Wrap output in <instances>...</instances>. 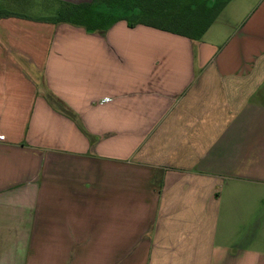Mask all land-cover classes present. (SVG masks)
<instances>
[{
  "label": "crops",
  "instance_id": "0c3cea01",
  "mask_svg": "<svg viewBox=\"0 0 264 264\" xmlns=\"http://www.w3.org/2000/svg\"><path fill=\"white\" fill-rule=\"evenodd\" d=\"M12 13L0 264H264V0H231L199 41Z\"/></svg>",
  "mask_w": 264,
  "mask_h": 264
},
{
  "label": "trees",
  "instance_id": "16d2710c",
  "mask_svg": "<svg viewBox=\"0 0 264 264\" xmlns=\"http://www.w3.org/2000/svg\"><path fill=\"white\" fill-rule=\"evenodd\" d=\"M231 0H93L88 4L59 2L55 16L31 19L40 23L69 24L87 33L104 35L115 23L130 28L144 25L199 41ZM17 17L0 8V20ZM50 105L77 121V116L60 99L48 92Z\"/></svg>",
  "mask_w": 264,
  "mask_h": 264
},
{
  "label": "rangeland",
  "instance_id": "374dc122",
  "mask_svg": "<svg viewBox=\"0 0 264 264\" xmlns=\"http://www.w3.org/2000/svg\"><path fill=\"white\" fill-rule=\"evenodd\" d=\"M0 8L32 18L55 16L59 9L55 3L36 0H0Z\"/></svg>",
  "mask_w": 264,
  "mask_h": 264
}]
</instances>
